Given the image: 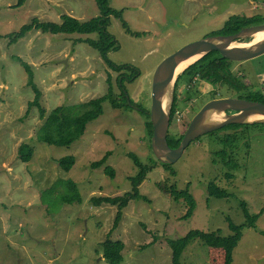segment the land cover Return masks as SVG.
I'll use <instances>...</instances> for the list:
<instances>
[{"label": "rangeland", "instance_id": "obj_1", "mask_svg": "<svg viewBox=\"0 0 264 264\" xmlns=\"http://www.w3.org/2000/svg\"><path fill=\"white\" fill-rule=\"evenodd\" d=\"M16 3L0 0V264H109L102 245L108 238L125 244L122 264H172L170 241L193 230L228 237L232 234L228 218L246 225L242 203L249 215L259 217L254 228H244L233 264H264V126L237 131L234 172L220 155L222 132L199 137L175 164L164 167L154 156L147 127L158 66L183 46L220 32L231 16L264 18V0H110L111 9L122 13V19L111 17L109 32L119 49L109 52V59L138 72L132 79V72L125 69L120 79L130 108L114 110L106 102L103 115L68 147L37 140L43 120L37 108H29L35 94L17 58L31 66L42 94L41 105L48 113L106 96L109 75L115 96H120L119 74L92 47L77 42L96 40L97 34L32 31L15 42L7 36L32 20L60 23L69 16L87 22L100 17V11L94 0H27L22 8H14ZM124 22L141 36L128 34ZM261 56L233 62L232 70L252 92L264 96ZM183 88L179 92L181 122L175 119L170 129L174 134L182 135L194 114L213 97H237L229 90L201 85L198 94L185 102ZM23 143L34 148L30 162L19 158ZM108 152L106 165L93 169ZM129 154L155 166L140 187L150 203L130 202L118 228L113 229L118 208L95 207L91 199L131 191L130 179L138 170ZM70 156L76 163L66 174L59 161ZM106 166L115 171L114 180L104 173ZM212 183L230 196L209 197L206 187ZM188 185L196 207L191 218L183 220L185 203L176 202L165 190L182 191ZM71 197L74 201L67 203ZM224 258L221 248L195 240L183 251L181 264H224Z\"/></svg>", "mask_w": 264, "mask_h": 264}, {"label": "trees", "instance_id": "obj_2", "mask_svg": "<svg viewBox=\"0 0 264 264\" xmlns=\"http://www.w3.org/2000/svg\"><path fill=\"white\" fill-rule=\"evenodd\" d=\"M101 16L93 18L87 22H82L76 18L69 16H64L61 18L60 23L55 22H40L38 20H32L28 25L22 27L16 34L7 36L10 42H15L19 39L25 38L32 31H40L43 34H81V35H91L97 34L98 39L94 40L91 38L78 39L77 42H83L90 47H92L97 53L103 58L106 65L119 74L117 83L118 89H120L121 95L115 96L114 87L112 85V78L108 76V94L100 99L93 100L87 103L76 105L74 107H56L49 111L41 105L42 94L34 81V74L31 66L17 58V61L21 63L28 75L27 86L31 88L35 94V100L29 104V108H37L39 111V116L43 120V124L36 131V138L40 143L47 144L49 146L55 147H68L74 142L81 139L86 131L87 125L97 120L104 113L103 105L106 102H110L114 110H120L124 107L130 108L128 106V101L123 92L121 85L124 81H120L123 70H129L132 72V79L138 74L136 69L129 66H118L115 65L109 59V52L119 49V44L117 40L109 32V26L111 22V17H117L122 19V13L115 12L110 7V0H94ZM27 0H17L14 8H22L26 4ZM264 24L263 17H246L245 15H234L229 18L223 29L213 34L212 36H229L238 33L245 27ZM125 31L135 37H140L141 34L135 33L130 30L129 26L124 22L123 24ZM250 39L243 41V43L249 42ZM233 62L222 57L220 53L213 51L202 58L189 65L179 76L176 91L175 100L171 113V126L175 120V113L179 109L180 99L178 97V91L180 86H183L184 93L186 95V101L188 97H195L198 94V89L201 85H207L218 90L226 89L231 92L236 93V99L244 100L252 103H260L264 105V96L257 92H252L248 86H246L240 79L235 76L232 70ZM213 97L212 100H215ZM230 113V112H229ZM228 113V114H229ZM148 122V130L150 136L153 135V127L150 121ZM176 121V120H175ZM264 126V124H246V125H229L218 132L223 133V139L220 140L223 146V151L220 155L227 159V169L230 172L237 170V165L234 162V150L236 149L237 139L239 138L237 131L241 127L248 126ZM169 129L168 134V144L171 148L175 149L179 147L181 143V138L183 136L180 134L171 133ZM231 132L227 134L225 132ZM214 133V132H213ZM210 133V134H213ZM238 137V138H237ZM239 141V140H238ZM19 158L22 162H30L34 155V148L23 143L18 148ZM111 152H108L106 156L98 162L93 164V169H101L102 166L106 165ZM129 157L133 160L138 174L130 179L131 191L127 192L123 196L119 197H100L92 198L91 202L93 206L100 207L102 205H109L118 208V215L115 217L113 229H117L118 225L123 218V210L128 207L129 203L132 201H145L150 203V200L143 196L140 192V187L146 181L148 175L154 171L155 166L147 165L142 163L135 155L129 154ZM76 161L75 158L70 156L63 158L59 161L60 169L68 174L73 169ZM164 167L169 165L163 164ZM104 173L107 177L114 180L115 171L111 166H106ZM228 179H232L231 175L227 176ZM69 186V185H68ZM188 185L184 190L178 191L175 187L171 189H166L165 191L171 195V197L176 201H183L186 206V212L182 217L183 220H188L193 215L195 210V200L191 193L189 192ZM207 194L209 197L225 198L229 197L230 194L224 190L219 189L214 183L209 184L206 187ZM80 202V197H76ZM67 203H72L74 199L68 198L65 200ZM243 212L245 214L247 224L246 225H236L229 218V229L232 234L228 237H224L220 232L204 233L201 231H190L185 236L178 240L170 241L169 245L172 249V264H181V257L183 251L188 246L189 243L198 240L204 245L210 248H221L224 251L225 258L224 264H233V253L237 248L243 237V230L245 227L254 228L255 223L259 215H249L248 208L245 203H242ZM103 257L109 262V264H122L124 261L123 251L125 249V244L120 241H113L108 238L103 244Z\"/></svg>", "mask_w": 264, "mask_h": 264}, {"label": "water", "instance_id": "obj_3", "mask_svg": "<svg viewBox=\"0 0 264 264\" xmlns=\"http://www.w3.org/2000/svg\"><path fill=\"white\" fill-rule=\"evenodd\" d=\"M264 32V24L245 27L229 36H209L189 43L167 57L156 69L152 83V107L149 114L153 127L151 139L155 158L162 164L173 165L188 145L199 137L219 131L229 125L264 124V105L240 99H215L206 103L190 120L179 147L168 144L171 113L175 100L180 64L189 56L216 51L232 62H246L264 55V39L252 44L243 41ZM196 60V61H197ZM195 61V62H196ZM194 63V62H193ZM192 63V64H193ZM191 65V64H190ZM233 114H228V113ZM218 115H223L217 119Z\"/></svg>", "mask_w": 264, "mask_h": 264}, {"label": "bare ground", "instance_id": "obj_4", "mask_svg": "<svg viewBox=\"0 0 264 264\" xmlns=\"http://www.w3.org/2000/svg\"><path fill=\"white\" fill-rule=\"evenodd\" d=\"M264 39V32L263 33H257L255 34L252 39L251 42L252 44L257 43L259 41H262ZM199 57H201V54H197V55H191L188 58H186L181 64H180V68H179V72L181 70H183L185 67L189 66L190 64H192L193 62H195ZM223 115H218L217 119L221 118Z\"/></svg>", "mask_w": 264, "mask_h": 264}, {"label": "built area", "instance_id": "obj_5", "mask_svg": "<svg viewBox=\"0 0 264 264\" xmlns=\"http://www.w3.org/2000/svg\"><path fill=\"white\" fill-rule=\"evenodd\" d=\"M181 116H182V114H181V111H179V109L176 111V113H175V119H176V122H178V123H180L181 122Z\"/></svg>", "mask_w": 264, "mask_h": 264}, {"label": "flooded vegetation", "instance_id": "obj_6", "mask_svg": "<svg viewBox=\"0 0 264 264\" xmlns=\"http://www.w3.org/2000/svg\"><path fill=\"white\" fill-rule=\"evenodd\" d=\"M182 90H183V89H182ZM179 92H180V90L178 91V97H179V95H180ZM221 99H224V98H221ZM230 114H233V113H229V115H230ZM194 115H195V114H194ZM245 125H246V124H245ZM247 125H248V124H247ZM225 133L230 134L229 131H227V132H225ZM238 136H240V135L238 134Z\"/></svg>", "mask_w": 264, "mask_h": 264}, {"label": "crops", "instance_id": "obj_7", "mask_svg": "<svg viewBox=\"0 0 264 264\" xmlns=\"http://www.w3.org/2000/svg\"><path fill=\"white\" fill-rule=\"evenodd\" d=\"M261 57H264V56H261Z\"/></svg>", "mask_w": 264, "mask_h": 264}]
</instances>
